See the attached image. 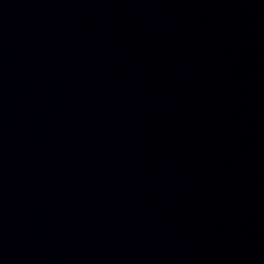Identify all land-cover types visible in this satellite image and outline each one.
<instances>
[{"label":"water","instance_id":"1","mask_svg":"<svg viewBox=\"0 0 264 264\" xmlns=\"http://www.w3.org/2000/svg\"><path fill=\"white\" fill-rule=\"evenodd\" d=\"M0 264H264V0H0Z\"/></svg>","mask_w":264,"mask_h":264}]
</instances>
